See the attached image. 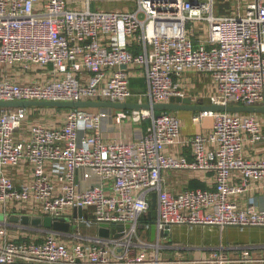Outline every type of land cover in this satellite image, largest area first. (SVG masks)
<instances>
[{"label":"built area","instance_id":"2783aa9c","mask_svg":"<svg viewBox=\"0 0 264 264\" xmlns=\"http://www.w3.org/2000/svg\"><path fill=\"white\" fill-rule=\"evenodd\" d=\"M128 1L0 0V100L264 105V0ZM191 73L210 77L208 92ZM133 78L146 89L135 93ZM109 114L70 108L26 128L30 107H0V264H264L262 244L163 242L176 226L264 228V209L242 203L264 190L260 114L194 111L199 130L186 135L176 112L122 109L119 123L148 124L129 141L106 138ZM25 166L18 183L9 168ZM169 171L212 172L214 185L171 189ZM24 214L67 218L71 230L10 221ZM105 224L123 228L100 236Z\"/></svg>","mask_w":264,"mask_h":264},{"label":"crops","instance_id":"0c3cea01","mask_svg":"<svg viewBox=\"0 0 264 264\" xmlns=\"http://www.w3.org/2000/svg\"><path fill=\"white\" fill-rule=\"evenodd\" d=\"M45 70L42 71V74H44ZM33 75L34 73H32V79H33ZM25 75H18L19 78L24 77ZM190 76L198 81L197 83H199V85H201V81L208 78L209 81L211 82V79L209 76L207 75H202L199 76L196 73H191ZM203 78V79H202ZM134 80H138V79H143V78H133ZM145 80V79H144ZM146 83V81H145ZM202 83H204V81H202ZM198 86V84H197ZM196 86V88H197ZM133 90L138 91V90H142V88L140 86L135 85V87H133ZM196 91V90H194ZM129 102H140L139 99H130ZM31 108V112L33 113V115L30 116L29 120L26 122L25 126L26 128H29L32 124H34L35 122L41 120L44 121L46 123H56L59 122L58 120H60L59 118L66 112V108H59L56 106H33L30 107ZM109 109V116L107 119L104 120L103 123V132L105 133V136L108 140H124V141H129L131 139H135L138 137H141L143 132H144V126L146 127L147 121L144 122L143 125L141 124H137L134 122H131L130 120H125L122 123H119L115 116H116V111L115 108H108ZM176 114H178L181 118H183L184 120V127H183V133L186 135H193L195 132H197L199 130V127L195 124L192 123L191 121V113H187L186 111H180V112H176ZM36 115V116H35ZM35 116V118H34ZM62 120V118H61ZM147 124V125H146ZM212 125V120H207L205 123V126L207 128L211 127ZM25 128V129H26ZM23 132V130H22ZM259 149H263L264 148V141L261 142L258 145ZM251 154L254 155L253 150L251 151ZM9 173L11 174V176L16 179V181L18 183H20L21 181H23L24 179H26L28 177V175L30 174L29 168L27 166L20 168L17 167H10L9 168ZM166 176L168 177V183H169V188L171 189H184V188H210L214 185V173L212 172H204V171H181V172H176L173 173V171H169L166 173ZM245 202H242L244 205L247 203V201L256 204L260 209H264V190H257L255 192H251L249 193L246 198L244 199ZM177 227H186V226H176ZM196 227V226H195ZM201 227V226H200ZM208 227H216V226H208ZM196 228H199V226H197ZM218 228V227H216ZM175 229V228H174ZM173 229V230H174ZM260 229L262 228H248L244 231H242L240 228L238 227H230L228 228L229 232H228V236L231 237V234H233L234 232H243L245 233V236H247L246 239V244H252V242H247L249 241V237H248V231H250V233H257ZM226 232V230L223 232V236H219L218 241L216 242L219 243L221 241L226 243V235H224V233ZM210 233H212L213 236H217V234L213 233V231L210 232H206V236L201 235L205 238H209L210 237ZM210 234V235H207ZM258 235V234H257ZM208 236V237H207ZM259 236V235H258ZM255 237V236H252ZM257 238V237H255ZM245 243H238V244H245ZM207 243L205 242L203 245H206ZM207 246V245H206Z\"/></svg>","mask_w":264,"mask_h":264},{"label":"water","instance_id":"95a60500","mask_svg":"<svg viewBox=\"0 0 264 264\" xmlns=\"http://www.w3.org/2000/svg\"><path fill=\"white\" fill-rule=\"evenodd\" d=\"M33 107V106H56L59 108H115V109H127V110H164L171 112L180 111H232L238 113H262L264 114V105L262 106H244V105H230L225 106L221 104H207L203 101L199 103H193L190 97H174L169 102L153 103L150 102H111V101H97V100H80V101H7L0 100V107ZM157 199L154 194L152 202V210L149 213V217L156 215ZM82 215V209L77 211ZM76 215V214H75ZM10 221L13 223H21L33 227H43L46 229H52L56 231L68 232L71 230V224L67 218H53L50 215H28L24 214L21 216L12 215ZM123 225L119 224L117 228L110 229L108 224L102 225L98 229L100 236H110L111 233L115 232L116 229H122ZM151 239L156 238V226L152 225ZM164 234H170V229H167Z\"/></svg>","mask_w":264,"mask_h":264},{"label":"rangeland","instance_id":"374dc122","mask_svg":"<svg viewBox=\"0 0 264 264\" xmlns=\"http://www.w3.org/2000/svg\"><path fill=\"white\" fill-rule=\"evenodd\" d=\"M104 4L103 6L101 5ZM131 5L133 7V4L128 1V0H111L109 1V3H105L104 0H92V9L96 10L98 9V6H100V9H112V8H120L123 7L125 5ZM227 7L230 8V4H227ZM225 12V10H223ZM218 12V11H217ZM198 25V23H197ZM204 35V34H203ZM203 79V78H202ZM202 81H204V83H202ZM201 81V85H199L197 88H195V92L198 94H202L204 92H208L207 87H209L211 85V82L209 81L208 78L204 79ZM132 99H141L139 97L133 96ZM145 101L147 100L146 98L144 99ZM206 103L208 104L209 101H206ZM122 109H115V111H120ZM158 112H160V110H158ZM242 114V113H239ZM261 115V117L264 118V114L262 113H258ZM36 116V115H35ZM34 116V118H35ZM63 117V115L59 118L61 119ZM172 172V171H171ZM173 173L176 174V172L173 171ZM0 219H2V217H0ZM197 227V226H196ZM190 228V227H175V229L173 230V232H171V237H168V240H164L163 242L165 244L167 243H177L180 246L184 247V246H189V245H203L205 242L207 243V246H216L219 243L216 244V242L218 241L217 238H219V236H223V232L226 230V232L224 233V235H226V243H245L247 236H245V233L243 232H234L233 234H231V237L228 236V228L221 231V229L218 227H208V226H199V228ZM213 231V233L217 234V236H213L212 233L207 234L210 235L209 238H205L201 235L204 234V236H206V232H210ZM87 232V231H86ZM245 232V231H244ZM259 236H258V235ZM255 236V237H252ZM208 237V236H207ZM248 237H249V241L247 242H252V244L257 243V244H262L264 245V228L260 229L257 233H250V231H248Z\"/></svg>","mask_w":264,"mask_h":264},{"label":"trees","instance_id":"16d2710c","mask_svg":"<svg viewBox=\"0 0 264 264\" xmlns=\"http://www.w3.org/2000/svg\"><path fill=\"white\" fill-rule=\"evenodd\" d=\"M138 84V86H140L143 90H145L146 89V83H145V80H144V78L143 79H138V80H132V86L133 87H135V85H137ZM161 111H164V110H160V112ZM158 112V111H157ZM168 112H171V111H168ZM187 113H192L191 111H186ZM188 188H190V187H188ZM95 230H92V232H94Z\"/></svg>","mask_w":264,"mask_h":264}]
</instances>
